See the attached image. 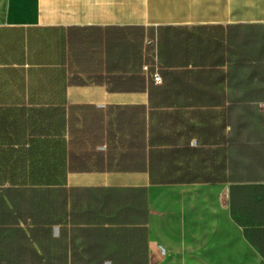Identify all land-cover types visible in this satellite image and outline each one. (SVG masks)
Segmentation results:
<instances>
[{"label":"crops","instance_id":"obj_1","mask_svg":"<svg viewBox=\"0 0 264 264\" xmlns=\"http://www.w3.org/2000/svg\"><path fill=\"white\" fill-rule=\"evenodd\" d=\"M0 264H264V0H0Z\"/></svg>","mask_w":264,"mask_h":264},{"label":"built area","instance_id":"obj_2","mask_svg":"<svg viewBox=\"0 0 264 264\" xmlns=\"http://www.w3.org/2000/svg\"><path fill=\"white\" fill-rule=\"evenodd\" d=\"M145 45L146 46H150L151 49L150 51L148 52V56L150 57L151 61H152V64H153V68H154V71H153V79L155 82H160V75L158 73V62H157V47H156V40L155 39H146L145 40ZM148 65H144L143 68L145 70L148 69Z\"/></svg>","mask_w":264,"mask_h":264}]
</instances>
